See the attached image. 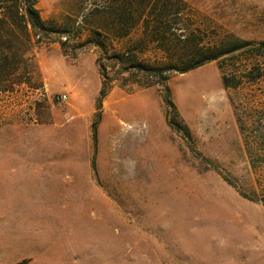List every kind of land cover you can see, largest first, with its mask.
Returning <instances> with one entry per match:
<instances>
[{"label": "rangeland", "instance_id": "374dc122", "mask_svg": "<svg viewBox=\"0 0 264 264\" xmlns=\"http://www.w3.org/2000/svg\"><path fill=\"white\" fill-rule=\"evenodd\" d=\"M182 2L186 36L235 50L169 73L165 88L103 57L97 119L99 52L63 25L85 6L37 0L68 31V55L35 49L37 88L0 94V264H264V0Z\"/></svg>", "mask_w": 264, "mask_h": 264}, {"label": "trees", "instance_id": "16d2710c", "mask_svg": "<svg viewBox=\"0 0 264 264\" xmlns=\"http://www.w3.org/2000/svg\"><path fill=\"white\" fill-rule=\"evenodd\" d=\"M81 3L85 7L79 11L80 23L70 22L67 17L63 25L77 23V29H86V42L99 52L101 86L94 115L97 119L101 102L110 90L105 66L100 63L103 57L118 64L124 72L135 69L144 73L147 81L142 87L165 88L169 73H186L235 50L203 48L194 40L193 33L186 36L184 33L189 29L178 28L182 0H81ZM137 29L140 34L134 47L122 50L113 47V41L127 39ZM67 41L68 31L42 19L37 0H0V94L11 95L21 87L36 89L34 50L58 43L62 54L67 56ZM149 47L162 53V62L152 65L142 62L139 55ZM222 83L226 85L224 76ZM164 104L169 110L167 125L180 131L175 123V107L167 98ZM184 132L188 136L186 128ZM92 139L96 141V124L92 125Z\"/></svg>", "mask_w": 264, "mask_h": 264}, {"label": "built area", "instance_id": "2783aa9c", "mask_svg": "<svg viewBox=\"0 0 264 264\" xmlns=\"http://www.w3.org/2000/svg\"><path fill=\"white\" fill-rule=\"evenodd\" d=\"M66 98V96H61V97H58L59 100H64Z\"/></svg>", "mask_w": 264, "mask_h": 264}]
</instances>
